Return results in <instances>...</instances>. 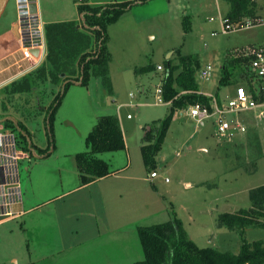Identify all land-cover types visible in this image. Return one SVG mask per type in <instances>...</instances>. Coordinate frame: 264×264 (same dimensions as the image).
I'll use <instances>...</instances> for the list:
<instances>
[{
  "label": "rangeland",
  "instance_id": "obj_1",
  "mask_svg": "<svg viewBox=\"0 0 264 264\" xmlns=\"http://www.w3.org/2000/svg\"><path fill=\"white\" fill-rule=\"evenodd\" d=\"M38 2L43 22L46 18H51L46 16V11L50 9L60 13L57 16L58 19H75L71 20L76 25L73 31L78 32L66 36V39L62 41L64 49L61 51L64 53L66 49L69 51L71 42L74 43L73 38L70 37L78 36L83 40L85 37L87 40L86 50L83 52L86 51V54L90 55L95 53V37L83 24L82 15L78 17L77 3L80 5L84 3V0H38ZM258 2L257 9H263L261 13H264V0H258ZM146 5L145 9L150 11L147 13L156 15L154 18L150 17L149 20L137 22L139 20H136L134 14H144L142 12H146L144 9L140 12L134 11L132 15L127 14L123 19L107 24L106 44L110 51L109 69L114 91L112 98L108 96L102 83L95 80L97 78L89 77L88 84L83 85L84 88L72 83L64 89L61 103L54 113L51 135L48 131V122L45 120V108L53 103L56 95L62 90L65 83L62 85L61 81L65 78L80 77V74L76 78L68 74L59 77L58 72L66 71L70 75L75 74V62L83 52L76 54L73 59L66 56L57 59L56 63H59L58 60L61 62L59 67L47 62L50 79L33 85L30 90L12 93L10 83L7 87L0 89V118L10 114L16 118V121L24 123L35 149L46 151L54 146L46 157L39 158L33 150L29 153L31 154L29 158L21 160L19 166L21 198L25 209L29 208L27 202H32V209L28 215L0 222V254L5 251L6 253L26 251V241L29 242L32 233L23 231L25 223L22 224V222H28V217H32V221H49L52 220L54 211H57L59 217H68L80 222L81 218L75 219L79 217L77 210L81 205L85 206L89 202L94 205L96 212H99L97 215L102 217L100 204L96 202V198L99 197L97 191L99 187H96L103 182H109L111 186L117 184V187L119 185L123 188L129 187L121 193L123 197L113 195L119 201L113 199V207L124 215L121 217L133 219L132 221L135 222L132 227L135 241L139 239L135 233L137 225L145 226L164 222L174 212L178 214V217L183 218L187 231L199 247L214 246L219 251L238 253L239 234L226 227H219L217 213L234 212L240 208L249 207L248 190L264 183V145L262 144L264 131L258 133L259 126L255 124L254 113L251 110L239 111L242 117H246L247 130L238 131L242 133L241 135L233 130L230 134L231 139L226 136L230 139L228 140L215 134V118H207L203 124H200L186 111L175 110L162 147L158 155L156 154L159 157L155 167L158 173L156 178L150 176L152 169H148L141 155V146L144 142L142 136L144 127L152 121H161L170 110V102L158 104L154 100V87L160 83V77L164 75L166 60L177 63L179 52L199 54L201 66L210 63L212 69L207 79L198 74L196 79L202 90L213 93L216 77L220 75L219 65L233 58V53L226 50L236 47L234 48L236 51L241 47L254 45L249 44L251 42L264 40V23L225 30L222 16L228 11L230 4L223 0H171L170 4L167 0H149ZM210 16L214 19L210 20ZM257 16H260L257 18L263 17ZM15 18L14 0H8L0 17V32L10 26ZM247 19L249 18H244V20ZM188 24L190 27L186 29ZM149 31L153 37L148 34ZM240 44L245 45L236 46ZM44 61L38 63L27 74L33 73ZM160 63L163 66L162 72L156 69ZM151 64L154 68L148 69ZM241 66L234 70L231 84L249 81V84L253 86L252 78H247L248 71L243 64ZM79 69L81 70L80 65ZM27 74L17 80H22ZM230 89L229 86L223 88V95H226ZM84 94H86V100H84ZM214 96L215 94L210 96L212 100ZM118 104L123 105L120 110ZM117 112L125 120L123 127L126 131L125 139L129 143L128 156L126 149L115 151L114 162L109 152L99 156L107 159L111 168H115H112L113 170L116 171L117 167L125 165L124 169H120L121 173L114 172L104 181L93 183L86 190L70 193L48 205L46 202L49 195L59 194L62 191L63 181L71 185L69 181L73 171L69 168L74 161L73 157L76 153L86 150L85 137L95 125L96 118L104 114L117 115ZM127 113L132 118L128 119ZM228 116L232 125L235 126L236 122L232 119L237 114L229 113ZM262 133L263 136H260ZM201 144L206 146V151L199 150ZM165 174L171 181H165ZM125 175L135 180H144V178L146 180L144 183L137 181L138 188H133L131 184H128L132 179L126 178ZM148 176L167 198L160 197L153 191L152 183L147 179ZM202 179L205 180L202 186H196L195 183ZM185 180H190L193 186H186ZM142 184L147 185L146 189L141 188ZM63 187L66 188L65 183ZM107 196L111 198L112 192ZM74 209H76L75 212ZM90 211L91 209L84 211L83 220L86 219L87 214L91 216ZM87 221L91 222V218ZM245 236L249 241L264 239V229H247ZM139 250L142 259L144 256L141 253L140 244Z\"/></svg>",
  "mask_w": 264,
  "mask_h": 264
},
{
  "label": "trees",
  "instance_id": "obj_2",
  "mask_svg": "<svg viewBox=\"0 0 264 264\" xmlns=\"http://www.w3.org/2000/svg\"><path fill=\"white\" fill-rule=\"evenodd\" d=\"M146 1V0H143ZM230 4L229 12L223 19L235 23L248 17L257 18V2L255 0H224ZM133 3L131 1H120V3H107L101 5H90L82 3L78 5V11L82 15L83 24L90 30L95 39L96 51L93 54H86L84 37L71 36L69 51L64 49L63 40L67 35H72L76 25L72 21L61 23H45V45L46 55L44 62L37 67L33 73H28L22 80L10 82V92H25L33 85L50 79L51 74L47 62L59 67L61 62L57 59L64 56L73 59L76 54L82 53L78 63L81 66L80 77L77 79L64 80L62 90L56 95L53 103L47 107L45 120L48 122V131L51 135L53 131L52 119L54 113L60 105L64 92L69 85L79 82L81 85L88 84L89 77L99 78L108 95H113V85L110 78L109 60L110 52L106 44L108 38L107 24L120 19L121 15L127 11ZM228 23V22H227ZM189 26H186L188 29ZM79 35V34H78ZM75 44V45H74ZM232 52L229 50L228 52ZM62 55V56H61ZM177 63L166 60L164 65V75L162 78V97L170 102L169 113L161 121H152L144 127L143 145L141 155L148 169H155L156 154L160 151L164 136L172 120V114L176 110L186 109L187 106L197 102H203L210 106L211 99L199 92V84L196 80V73L201 66L197 53H178ZM247 59L239 57L227 59L220 70L218 86H227L233 82L234 70L241 68V64L246 68ZM64 65V63H62ZM245 64V65H244ZM154 68L151 64L148 69ZM244 68V69H245ZM145 69V68H143ZM247 71V68L245 69ZM245 71V72H246ZM61 74L66 71L58 72ZM248 74V72H247ZM76 78V77H75ZM63 91V92H62ZM264 99V98H262ZM96 123L85 137L86 150L76 153V166L80 183L95 181L105 177L113 171L110 162L99 155L105 152H115L123 150L125 140L123 139L120 121L116 115L104 114L96 118ZM6 127H11L17 132L22 143V147L27 152L36 151V156L46 157L53 150L52 146L48 150L35 149L34 144L29 141V131L22 122L10 117L1 119ZM31 155V154H30ZM250 206L240 208L234 212L224 211L218 216V226L236 232L240 236L238 253L231 251H219L213 246L199 247L187 233L181 218L174 212L171 217L164 222L150 225H137L136 231L139 236L143 258L133 264H264V239L249 241L246 239L247 229H264V184L251 188L249 191Z\"/></svg>",
  "mask_w": 264,
  "mask_h": 264
},
{
  "label": "crops",
  "instance_id": "obj_3",
  "mask_svg": "<svg viewBox=\"0 0 264 264\" xmlns=\"http://www.w3.org/2000/svg\"><path fill=\"white\" fill-rule=\"evenodd\" d=\"M120 1H131L133 3L132 4L133 6H131L127 11H125L121 15L119 20L123 19L125 17V15H127V14L132 15L131 13H133L134 11L140 12V11L144 10L147 6L146 4L149 2V0H146V1H143V0H84V3L90 4V5H101V4H107V3H120ZM255 1L259 5L258 0H255ZM167 2H168V4H170L171 0H167ZM78 4L79 3H77V10H78ZM38 7H39V2H38ZM258 9H257V11H258ZM45 10H47V9H45ZM229 10H230V8L228 9V11L225 14H223L222 18L229 12ZM262 10L263 9H259V11L257 12V15H262L263 16L262 18H264V13H261ZM145 11L146 12L142 11L144 14H141V13L138 15L134 14V17L136 18V20H139L137 22H140L142 20L143 21L149 20L150 17L154 18L156 16V15L153 16L154 14L147 13V12H150L148 9H145ZM39 13H40V7H39ZM59 15H60V13L53 12V9L47 10L46 16H50L51 18L50 19L46 18V21L44 22V24L48 23V22L61 23L63 21L75 20L74 18H72L70 20H68V19L66 20L64 18L58 19L57 16H59ZM80 15L81 14L78 11V17H80ZM211 17L212 16H210L209 19ZM258 17H260V16H258ZM14 21L15 20H13L10 23V26H8L6 29H4L0 32V89H2L3 87H7L10 82L19 79V77H21V76H24L25 74H27V72L33 70V68L38 65V64L37 65L33 64L30 60H27V59L24 60L22 58L21 46H19V41L17 38V32H16L15 27H14L15 26ZM188 26L190 27V24H188ZM148 34L151 37H153L151 35L150 31L148 32ZM259 41L263 42L264 40H259ZM259 41H255V42H259ZM255 42H251L249 44H255ZM243 45H245V44H240V45H236V46L239 47V46H243ZM234 48H236V47H234ZM234 48L228 49L226 51L233 50ZM184 54H186V53H184ZM199 60H200V57H199ZM42 61H44V59ZM75 64H76L75 74H71V75L69 73H65V74H68L69 76L74 77V78L77 77L80 73L78 60L75 62ZM160 64H158V65H160ZM208 65H210L211 69H212V65L210 63H208L205 66H200V69H202ZM221 66L222 65L220 64L219 65L220 70H221ZM156 69H157V67H156ZM109 71H110V69H109ZM219 73H221V72H219ZM65 74H63V75L61 74V76H65ZM219 76L220 75L218 74V77H216L217 80H216V84L214 85V88H213V93L206 92V91L202 90L199 81L196 79L198 81V84H199V92L200 93L205 94L208 97L215 94V96L213 97L214 99L213 100L211 99V102H210L211 104H214L213 101H216L217 103L218 102L219 103L224 102L227 98L225 96L229 97V96L234 94L235 87L237 86V83H238V82H236L234 84H229L227 86H218ZM95 80L100 81L99 78H97ZM89 82H90V80H89ZM61 83L63 85L64 81H61ZM75 85H78V86H81L84 88V86L81 85L79 82H75ZM89 85H90V83H89ZM89 85H87V86H89ZM112 85H113V83H112ZM231 85H233V86H231ZM228 86L231 88L230 91L229 92L227 91L226 95H223L222 89L225 87H228ZM155 87H154V89H155ZM87 92H88V90H87ZM140 92H142V91H140ZM84 95H85L84 100H86L87 99L86 94H84ZM108 96L112 98L113 95H108ZM111 100H114V99H111ZM259 100L261 102H259V104H257L256 108L248 109L254 113L255 122H256L255 124H258V126H259L257 129L258 133L260 131L261 132L264 131V99H259ZM122 106H123L122 104H118L119 110ZM45 110L47 111V107L45 108ZM119 110H117V111H119ZM127 114H129V113H127ZM127 114H126V117H127ZM234 114H237V116H234L235 119L233 118L232 121L233 122L239 121L241 124H243L246 127L247 126L246 117H242L243 115L239 114V112L234 113ZM261 114H263V116H261ZM116 116H117L118 120L120 121L123 139L125 140L124 149H126V153L128 156L129 143L125 139L124 134L126 131L124 130V127H123V123L125 122V120H124V118H122L118 115V112H117ZM8 117L16 120V118H14V116H12L10 114H8L7 116L5 115V116L1 117L0 119L8 118ZM130 117H131V115H130ZM130 117H127V118L130 119ZM227 117H229V116L227 115ZM204 121L200 122V124H203ZM214 123H215V120H214ZM139 126L143 127V125H139ZM260 127H263V128H260ZM26 129H27V127H26ZM249 129H251V128L249 127ZM215 134H216V132H215ZM238 134L241 135L242 133L238 132ZM260 136H263V133L260 134ZM228 137L230 138L231 136L228 135ZM222 138H227V137H222ZM229 138H227V139L230 140L231 138L230 139ZM262 144L264 145V136H263ZM206 149H207L206 146L202 145V144L199 147V150H205L206 151ZM119 151H121V150H119ZM110 153H111L110 158H112L113 162H114V154L116 152H109L108 154H110ZM158 153H157V155H158ZM176 154L178 155L179 153L177 152ZM157 155L155 156L156 157V164H157L158 159H159V157H157ZM73 159H74V157H73ZM124 167H125V165L122 167H117L116 171L113 170L109 174L105 175V177L97 179V180L89 182V183H86L85 185H82L80 183V178L78 177L76 159H74V161L71 163V168H69L70 171H73L72 176H70V181H69V183L71 185L69 186L66 181H63L62 182V191H60L59 194H56V193L50 194L46 203L49 205V203L55 202L56 199L60 200L65 195H68L70 193L72 194L75 192H79L82 190H86L93 183L104 181L106 178H108V176L113 175L114 172H116V174H117V171L120 172V169L122 170V169H124ZM113 169H115V168H113ZM154 170L156 171V169H154ZM151 171H153V170H151ZM156 176L158 177V173ZM125 177L132 179V181L128 182V184H131L133 186V188H138L139 185H136L137 181H141L142 183H144V181L146 180V178H144V180H142V179L135 180L133 178H130L129 175H125ZM166 177L169 178V176H167L165 174L164 179ZM152 178L149 176L147 177V179H149L150 182L152 183L151 188L160 197L165 198L166 196L163 195L161 193V191L158 190V186L156 185V183L151 181ZM169 181H171V179ZM203 182H205L204 179H202L200 182L197 181L195 184H196V186H202ZM63 183H65L66 188L63 187ZM110 184H109V182H106V183L103 182L100 186L96 187V188L99 187L97 189V191L99 192V197L96 198V202L97 203L99 202V204H100L99 205L100 211H101L100 215L102 217H99L97 215V213H99V212H96L94 205L90 202H89V204H85V206L81 205L79 207V209L77 210V212H79L78 213L79 215H77V216H79V217H77V218L75 217V219L81 218L82 220L80 222H78V220L74 221L73 219H69L68 217H64V218L59 217L57 211H54L53 218H52V220H49V221H40V220L32 221V217H28V222L27 221L22 222V224L25 223V227L22 228V229H24L23 231H27L29 233L31 231V233H32L31 234L32 237L30 238L29 242H27L28 240L26 241V243H27L26 244L27 245L26 251L25 252H23V251L22 252L21 251H19V252L18 251H16V252L9 251L8 253H6L7 251H5L4 253L0 254V264H133L135 261L141 260V255H140V250H139L140 240L138 239V241H137V239H136V241H135V234H134L133 229H132L135 222L132 221L133 219H130V218L124 219V217H121L124 215L119 213L113 207L114 206L113 205L114 204L113 199H115L113 195L116 194L117 197H123L121 195V193L123 191H125V189H128L129 187L125 186L123 188L120 185H119V187H117V184L112 183L113 184L112 186ZM262 184H264V183H262ZM185 185L188 187H191V186H193V183L190 180H185ZM258 185H260V184H258ZM142 186H143V184H142ZM146 187H147V185H145L141 188L146 189ZM255 187H257V186H255ZM151 188H149V190ZM252 188H254V187H252ZM110 192H112V197H111L112 199L107 198L108 197L107 195ZM149 196H151V195H149ZM146 200L144 201V203L146 202ZM115 201H117V200L115 199ZM117 202H119V201H117ZM27 203L29 204L28 209H25L24 203L22 202L21 213L16 215V216H13L11 218L28 215L32 209L31 208L32 202H27ZM110 206H111V208H110ZM17 209H20V208L18 207ZM90 209H91V211H90L91 216L87 214L86 219L83 220L84 211L87 212ZM75 211H76V209H74V212ZM56 212H57V216L55 217ZM221 212H223V211H221ZM221 212L217 213V217L221 214ZM11 218H9V219H11ZM90 218H91V222L87 221V219H90ZM179 218H181V217H179ZM181 219L184 223L183 218H181ZM4 220H7V219H4ZM184 226L186 228V223H184ZM216 226H217V223H216ZM186 231H187V229H186ZM135 233L137 234V231ZM187 233H189V232L187 231ZM189 236H190V233H189ZM190 238L193 239L191 236H190ZM16 240H18L17 237H16ZM194 242L198 245L196 240H194ZM17 245L19 246L18 242H17ZM137 246H138V248H137ZM2 248L4 249V245L2 246ZM141 253H142V251H141Z\"/></svg>",
  "mask_w": 264,
  "mask_h": 264
},
{
  "label": "built area",
  "instance_id": "obj_4",
  "mask_svg": "<svg viewBox=\"0 0 264 264\" xmlns=\"http://www.w3.org/2000/svg\"><path fill=\"white\" fill-rule=\"evenodd\" d=\"M14 4L16 8L14 25L17 27L16 32L19 46H21L22 58L37 65L45 58L46 54L45 26L39 13L38 0H14ZM32 4L37 7L36 11H33ZM212 19L211 17L210 20ZM252 20L243 19L235 21V23L229 21L227 23L222 18L225 30H235L239 27H250L256 23H264V18H254L256 21ZM34 50H37V52L34 53ZM232 53L235 58L247 59V78H252L253 86L249 84V81H240L235 87L234 94L227 97L224 102L217 103L213 101L214 104L210 103V106H208L199 101L182 110L196 119L198 123L214 117L216 135L221 137L230 135L233 130H235V133L246 130V127L239 121L235 123V126L232 125L229 117H227L229 113L254 109L261 102L259 99L264 98V41L255 43L252 46L241 47L236 51L233 49ZM162 69V64L157 66L158 71H162ZM210 70L211 66L208 65L199 69L196 74L206 79ZM162 78L163 75L160 77V83L154 89V100L158 104L165 102L162 97ZM127 117H130V114H127ZM29 155V152L23 149L17 132L11 127H6L0 119V217L9 219L22 211L19 166L21 160L29 158ZM156 175L155 170L150 172L151 177H157ZM165 181H169V178L166 177ZM18 207L20 209H17Z\"/></svg>",
  "mask_w": 264,
  "mask_h": 264
},
{
  "label": "water",
  "instance_id": "obj_5",
  "mask_svg": "<svg viewBox=\"0 0 264 264\" xmlns=\"http://www.w3.org/2000/svg\"><path fill=\"white\" fill-rule=\"evenodd\" d=\"M7 1L8 0H0V17L3 14L4 10H5V5H6ZM31 7H32L33 11H36L37 7L35 6V4H32ZM16 28L17 27H15V30H16ZM33 52L36 53L37 50H34ZM29 141H30V137H29ZM4 219H5L4 217H0V221H3Z\"/></svg>",
  "mask_w": 264,
  "mask_h": 264
}]
</instances>
